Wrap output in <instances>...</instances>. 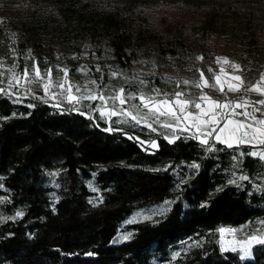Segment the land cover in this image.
<instances>
[{
	"label": "trees",
	"instance_id": "obj_1",
	"mask_svg": "<svg viewBox=\"0 0 264 264\" xmlns=\"http://www.w3.org/2000/svg\"><path fill=\"white\" fill-rule=\"evenodd\" d=\"M0 1L21 4L19 21L12 28L16 37L13 43L31 46L39 55H50L55 46L75 53L80 59L71 61L79 64L84 46H92L100 58V68L106 71L110 67L102 57L104 46H109L116 67L131 71L140 53L150 46L168 58L199 46L205 52L211 47L216 51L223 43L226 53L243 63L264 67V21L242 17L239 1ZM160 3L211 11L204 23L189 31L184 24L168 18L152 20L146 8ZM6 32L0 25V36H6ZM105 79L111 80L107 76ZM163 85L171 83L158 78L150 82V86ZM14 110L25 115L0 124V175L6 177L0 188V200L6 201L0 203V215L11 216L21 209L25 215L0 226V264H264V248H256L252 258L245 261H238L236 254L221 252L216 231L264 218V195L249 197L250 188L237 191L227 186L224 176L210 171L215 161L203 160L209 154L196 142L177 140L169 144L159 138L158 126L154 133L119 125L142 141L156 139L159 151L149 155L119 133L101 131L107 126L103 122L99 128L92 127L85 116L58 114L41 99H25L19 104L0 99V117L8 118ZM217 159L222 167L228 166L227 154L220 153ZM202 160V170L196 176L182 169L187 174L182 191L172 190L174 179L169 172L147 170ZM121 162L137 167H121ZM244 167L252 172V159ZM56 171L59 175H48ZM92 172H99L96 182L104 197L98 206L88 202L95 195L85 184L92 179ZM217 186L224 190L217 193ZM53 192L59 197L54 212L50 198ZM178 196L183 201L173 205L166 217L126 223L138 210ZM202 202L208 206L200 207ZM123 230L131 232L132 238L112 243ZM189 238L202 243L182 247ZM177 251L182 255L173 262L170 256ZM89 252L93 255H86Z\"/></svg>",
	"mask_w": 264,
	"mask_h": 264
},
{
	"label": "snow or ice",
	"instance_id": "obj_2",
	"mask_svg": "<svg viewBox=\"0 0 264 264\" xmlns=\"http://www.w3.org/2000/svg\"><path fill=\"white\" fill-rule=\"evenodd\" d=\"M87 49V45L84 46ZM4 60H0V99H7L12 104L22 103L25 96H33L34 99H43L45 104L50 100L55 101L52 107L57 109L58 114L75 112L85 116L90 121V126L99 128L100 122L107 126L100 129L107 134H116L137 144L141 150L149 155H155L159 151L160 145L156 139L142 141L139 137L130 135L119 125H128L133 129L146 128L150 132H157L159 138L169 144H174L177 140L183 142L194 141L209 154L203 160L212 159L215 161L212 173L219 172L225 178L227 186L234 187L237 191L247 192L249 197L254 194L264 195V98L255 102L248 98L251 93L264 97V73L255 84H246L240 75L229 74L225 71V65L234 71H239L241 65L229 61L226 57H217L216 63L220 66L219 74H214V83H209L204 78L203 72L200 73V82H193L192 86L200 90V95L196 99L186 98L188 93L176 91L173 96L162 93L159 88H153L152 92L145 93L142 89L147 86V81L142 79L144 73H136L131 76L107 68L103 71L99 66H95V71L101 73L99 80L93 79L85 84H72L69 82L68 73L70 69L60 66H49L41 70L39 63L36 62L31 52L26 59L32 60L31 65L25 64L22 68L19 63L10 68H5ZM72 59H80L73 56ZM17 60L25 59L16 57ZM197 59H203L198 57ZM144 63V62H142ZM53 67L60 73L55 80L52 77ZM77 71L83 75H88L92 67L82 65ZM211 72L212 70L209 69ZM105 76L109 79H123L124 86L118 88L109 87L104 84ZM163 79V78H162ZM171 81V78H168ZM183 85H189L188 80L180 81ZM6 85V86H5ZM211 88L224 95L223 100L214 99L208 95L204 89ZM34 89H42V96H35ZM17 92L21 94H17ZM108 93L105 95V93ZM75 93V95L73 94ZM243 94V98L229 99L228 94ZM64 101H67L65 107ZM95 102V103H92ZM27 107L33 108L35 105L28 104ZM31 113H28L30 115ZM259 114V116H258ZM25 114L13 111L8 118L0 117V124L5 119L22 117ZM167 133V135L165 134ZM228 155V166L222 167V163L217 159L218 154ZM252 159L255 168L252 172L244 167L245 162ZM200 163L181 161L179 165L173 167L171 163L164 167L149 168L152 172H169L174 179L173 191H182L184 184L187 183L183 168L189 169L192 176L200 173L203 166ZM121 167H137L126 165L121 162ZM106 171L107 169H100ZM99 172L90 173L92 179L85 181L89 191L95 195L89 199L93 206L103 203V195L97 185L96 178ZM49 176L59 175V171L48 173ZM6 179L0 175V188H3V181ZM56 187H59L56 184ZM221 186H217V193L223 191ZM209 195H212L210 192ZM53 201L52 210L55 211V203L59 202V197L55 192L51 194ZM183 198L178 196L174 199H165L160 204L154 206L150 211L137 212L133 218L126 221L132 224L142 220L152 221L154 217L163 216L172 211L173 205L182 202ZM6 201L0 200V203ZM207 202H202L200 207H207ZM25 215L24 210H16L11 216L0 215V226L9 222L17 221ZM159 223L160 221H155ZM259 225L255 230L251 229V224ZM249 228L250 234L244 240L235 239V233ZM220 234L218 241L220 251L223 253L236 254L238 261H245L253 256L256 248H264V218L257 221H249L239 228H224L216 230ZM232 235V239H226L225 234ZM132 233H122L115 237L112 243H120L130 240ZM191 241V238H189ZM188 242H184L186 246ZM202 241H192V246H200ZM59 251V249H57ZM62 255H78L77 253H61ZM86 255H93L87 253ZM182 253L177 251L171 254L170 260L176 261Z\"/></svg>",
	"mask_w": 264,
	"mask_h": 264
},
{
	"label": "rangeland",
	"instance_id": "obj_3",
	"mask_svg": "<svg viewBox=\"0 0 264 264\" xmlns=\"http://www.w3.org/2000/svg\"><path fill=\"white\" fill-rule=\"evenodd\" d=\"M240 2V7L242 8V17L253 16L257 20L264 21V0H234ZM22 9L21 4L18 2H5L0 1V25L6 28V36H0V60H4L6 55L9 54L10 48L12 49L11 55L6 59L5 68H10L14 64L19 63L22 68L25 64L31 65L32 60L26 59L31 52L32 56H35L36 62L39 63L41 70L47 69L49 66H60L67 67L70 69L68 73L69 82L72 84H80L83 85L87 81L96 79L99 80L100 76L95 75V66H101L100 58L95 54L96 52L92 48V46H87V49L83 51L81 54V62L79 64H75L71 57L76 56L75 53L67 50V49H59L58 47H52L50 50V55L47 54H36V52H32L31 46H16V43H13V39H16L14 36V32L12 28L14 24L19 21L20 18V10ZM210 9L203 7L197 8L188 5L181 4H156L154 6H149L146 8V13L151 17L154 21H159L163 18H168L170 21L179 22L186 26L187 30L194 31L196 26L204 23L206 16L210 13ZM214 48V47H213ZM212 47L209 51L205 52L202 47H193L186 50H181L177 56H171L168 58L161 57L154 49V46L147 47L144 49L137 60L134 61L133 67L131 71H123L116 67L115 62L112 61V49L109 46H104V55L102 57V61H106L107 66L112 68L113 70H118L125 75H133L136 73H144L145 75L142 79L147 81V86L142 90L145 93H151L153 88H159L162 93H167L170 97L175 94L176 91H183L188 93L186 98L196 99L200 95V90L193 87V82H200V73L203 72L204 78L209 81V83H214V74H219L220 66L216 63L217 57H226L229 61L238 63L241 65V69L239 71H234L228 65H225V71L229 74L240 75L245 83H250V76L255 74L264 73V67L262 69L254 68L250 62L243 63L240 58L230 55L226 53L227 45L221 43L218 46V49L215 51ZM40 56V57H38ZM16 57H23L25 59L17 60ZM198 57H203V59H197ZM42 61L43 65H41ZM144 62V63H142ZM82 65H88L92 67L91 73L88 75H83L77 71H71L72 68L79 69ZM209 69L212 71L210 72ZM58 73L53 67L52 77L53 80L59 76ZM158 78L163 82H169L171 85H163V86H150V82L152 79ZM163 78V79H162ZM168 78H171L169 81ZM250 78V79H249ZM151 79V80H150ZM188 80L189 85H183L180 81ZM104 84L109 87L118 88L120 86L125 85V81L123 79H104ZM6 86V85H5ZM204 91L212 96L214 99L223 100L225 97L222 93L215 91L211 88H205ZM17 94H21L17 92ZM75 95V93H73ZM108 93L106 92L105 95ZM35 96H42V89L36 90L34 89ZM238 94L230 93L228 94V98L237 97ZM33 96H25V99H31ZM24 99V100H25ZM236 99V98H235ZM43 101V99H41ZM234 100V99H233ZM55 101L50 100L49 104H53ZM95 103V102H92ZM64 104H67V101H64ZM167 135V134H166ZM150 209H140L137 212L145 211L147 214ZM136 212V213H137ZM135 213V214H136ZM134 214V215H135ZM134 215L131 217L133 218ZM158 217V216H157ZM157 217H154L157 218ZM130 218V219H131ZM240 227V226H239ZM239 227H224V228H239ZM259 225L257 223L251 224V229L255 230ZM122 233H127L126 231H121L119 235ZM219 234V233H218ZM250 234L249 228H245L244 231L236 232L235 239L244 240L247 235ZM117 236V237H118ZM220 236V234H219ZM226 239L231 240L232 235L225 234ZM187 245L184 247H188L191 245L192 241H187ZM252 258V257H251Z\"/></svg>",
	"mask_w": 264,
	"mask_h": 264
},
{
	"label": "crops",
	"instance_id": "obj_4",
	"mask_svg": "<svg viewBox=\"0 0 264 264\" xmlns=\"http://www.w3.org/2000/svg\"><path fill=\"white\" fill-rule=\"evenodd\" d=\"M261 74H262V73H261ZM261 74H260V75H259V74H255V75L250 76V78H253V79L250 80V83H247V84H255V83L259 80ZM250 78H249V79H250ZM231 98L234 99V100H236V99H238V98L242 99V98H243V94H238L237 97H231ZM235 98H236V99H235ZM248 98H249L251 101L255 102V101H257V100H259V99H262V98H264V97H261V96H259L258 94H255V93H251V94L248 95ZM262 110H264V109H262ZM258 116H259V114H258ZM166 134H167V133H166Z\"/></svg>",
	"mask_w": 264,
	"mask_h": 264
},
{
	"label": "clouds",
	"instance_id": "obj_5",
	"mask_svg": "<svg viewBox=\"0 0 264 264\" xmlns=\"http://www.w3.org/2000/svg\"><path fill=\"white\" fill-rule=\"evenodd\" d=\"M261 46L264 47V38H262V45Z\"/></svg>",
	"mask_w": 264,
	"mask_h": 264
}]
</instances>
